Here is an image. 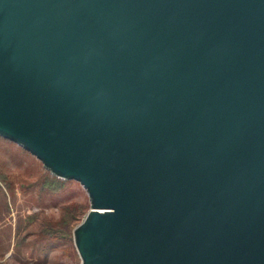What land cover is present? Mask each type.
I'll list each match as a JSON object with an SVG mask.
<instances>
[{"label": "water", "instance_id": "1", "mask_svg": "<svg viewBox=\"0 0 264 264\" xmlns=\"http://www.w3.org/2000/svg\"><path fill=\"white\" fill-rule=\"evenodd\" d=\"M0 137L80 264H264V0H0Z\"/></svg>", "mask_w": 264, "mask_h": 264}, {"label": "rangeland", "instance_id": "2", "mask_svg": "<svg viewBox=\"0 0 264 264\" xmlns=\"http://www.w3.org/2000/svg\"><path fill=\"white\" fill-rule=\"evenodd\" d=\"M89 208L77 181L0 137V264H80L73 230Z\"/></svg>", "mask_w": 264, "mask_h": 264}]
</instances>
